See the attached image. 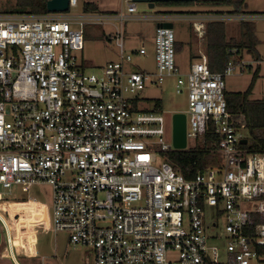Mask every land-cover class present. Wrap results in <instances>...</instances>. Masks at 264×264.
Returning a JSON list of instances; mask_svg holds the SVG:
<instances>
[{
  "label": "built area",
  "instance_id": "1",
  "mask_svg": "<svg viewBox=\"0 0 264 264\" xmlns=\"http://www.w3.org/2000/svg\"><path fill=\"white\" fill-rule=\"evenodd\" d=\"M137 4L120 0L113 15L0 13V202L13 186H49L53 232H67L72 248L88 250L91 264H264V154L244 148L243 116L228 111L224 96L225 79L258 62L231 49L223 71L213 73L199 51L183 73L173 27L161 26L189 21L203 42L208 23H253L264 14L151 16L138 14ZM76 6L69 0L68 9ZM152 19L160 23L155 70L130 72L127 64L147 50L126 52L122 25ZM115 21L118 60L86 72L77 56L84 27ZM168 77L176 79V94L186 90V140L217 137L218 161L190 180L165 157L176 149L164 143L160 107L139 109L137 94ZM220 219L223 231L209 236ZM0 225L11 251L1 215Z\"/></svg>",
  "mask_w": 264,
  "mask_h": 264
},
{
  "label": "rangeland",
  "instance_id": "2",
  "mask_svg": "<svg viewBox=\"0 0 264 264\" xmlns=\"http://www.w3.org/2000/svg\"><path fill=\"white\" fill-rule=\"evenodd\" d=\"M93 2L96 6V12L100 14L118 13L120 10V0H77V6L70 8L65 14L71 16H80L84 11V4ZM17 0H0V13H7L21 8L17 6ZM138 14H147L151 16H166L180 15L190 12H209L218 15H226L231 11L232 7H206L197 4H182V5H166L155 3L153 8H148L146 3L137 4ZM241 12L248 13H264V0H245ZM64 13L51 14L61 16ZM160 24L156 20H137L127 21L122 25V34L124 48L126 52L137 50L141 45L145 47L148 53L145 56L134 57L130 64H127V70L130 72L143 71L152 73L155 70L153 56V36L156 25ZM175 39L181 42V54L176 56V62L183 73L189 70V64L196 61L195 56L199 51L205 54V40L199 42L191 31L189 21H174L171 22ZM234 27L238 25L231 23ZM230 24V25H231ZM255 32L257 33L256 54L259 56L260 65H253L251 68L245 69L242 73L236 72L232 76L225 79V91L227 92H244L252 77L253 71L258 66L259 77L256 80L251 95L250 101L264 100V20H255L253 22ZM231 25V26H232ZM116 29H120L118 22L106 23L104 25H86L84 27V46L82 52L78 53V59L89 60L91 63L83 65L86 72L98 73L99 68L105 66L109 62L118 60V49L115 42ZM91 56L92 59H88ZM243 59L246 61L253 60L256 55L243 53ZM84 64V63H83ZM176 79L168 77L162 83L157 85H147L144 90L137 94L140 102L139 109L153 110L157 106L161 109V114L164 117L165 135L164 143L173 146V126L172 117L175 114H183L186 117V129H188L187 112V94L183 89L181 94H176L175 89ZM200 138L192 140L187 138L184 151L192 150L195 147L201 146ZM51 188L45 184L31 186H13L12 195L0 202V214L8 223L12 242L16 248L22 252H29L33 246L38 244H46L49 239L58 236L66 240L67 250L72 253H79L80 256L86 250L83 247L75 249L68 242L67 232L54 233L51 226ZM17 212L18 217L14 218L13 213ZM204 218L206 222L211 223L213 220L212 211L209 208L205 209ZM223 220H219L216 228H209L207 234L211 236L214 233L223 231ZM0 242L5 241V235L2 232L0 225ZM211 244L218 245L224 248L223 241L209 240ZM219 263L225 262V253H221L218 258Z\"/></svg>",
  "mask_w": 264,
  "mask_h": 264
},
{
  "label": "trees",
  "instance_id": "3",
  "mask_svg": "<svg viewBox=\"0 0 264 264\" xmlns=\"http://www.w3.org/2000/svg\"><path fill=\"white\" fill-rule=\"evenodd\" d=\"M49 0H17V8L12 12L30 15H48L46 3ZM245 0H197L195 3H164L166 5L197 4L206 7H232L233 11H240ZM85 12H96V6L92 3L84 4ZM264 14V13H261ZM240 37L238 40L228 39L226 23L212 22L207 24L205 38V54L208 60V67L213 73H221L225 63L230 57L229 51L237 49L248 54L256 55L254 60L259 62L256 54L258 41L255 37L253 23H241L238 25ZM179 44L176 43V52ZM86 65V64H83ZM259 77L258 66L252 73L251 81L244 92H224L227 109L231 114L243 116L241 125L248 134L247 144L244 148L264 154V100L250 101L249 97L254 84ZM217 137L208 133L204 136L201 146L192 150H175L166 154V159L185 179H192L198 172L203 171L209 165L218 161L217 155L212 151L213 142Z\"/></svg>",
  "mask_w": 264,
  "mask_h": 264
},
{
  "label": "crops",
  "instance_id": "4",
  "mask_svg": "<svg viewBox=\"0 0 264 264\" xmlns=\"http://www.w3.org/2000/svg\"><path fill=\"white\" fill-rule=\"evenodd\" d=\"M90 3L94 4L93 2H90ZM224 7H228V6H224ZM242 8L243 6L240 8V10ZM164 24H170V23H164ZM230 24L231 23H226V27H227L226 37L228 39L230 38L232 40H238V38L240 37V31L238 30L239 26L234 27L232 24H231L232 26ZM236 24L239 25L238 23ZM158 25H156V27ZM255 37L257 39L256 32H255ZM177 44H179L177 47V55H179L181 54L180 52L182 51L183 47H182L181 42H177ZM244 52L245 51L240 52V55L242 56ZM88 59H92V57L88 56ZM195 59H196V56H195ZM82 61L86 65L91 63L89 60H84V58H82ZM260 63H261V60H259L257 65L259 66ZM14 213H13V217H14ZM4 221L6 223L8 232L10 234L8 223L6 222L5 219ZM10 238H11V251L7 249L5 241L1 243L0 264H91L90 253L88 252V250H85L82 256H80L79 253H72L69 250H67L68 248H67L66 240L61 239L58 236L53 237L52 240L49 239L46 242V244H38V246H33L29 252H22L19 248H16L15 244H13L12 242L11 234H10Z\"/></svg>",
  "mask_w": 264,
  "mask_h": 264
},
{
  "label": "water",
  "instance_id": "5",
  "mask_svg": "<svg viewBox=\"0 0 264 264\" xmlns=\"http://www.w3.org/2000/svg\"><path fill=\"white\" fill-rule=\"evenodd\" d=\"M138 3H146L148 8H153L155 3H195L197 0H134ZM69 0H49L46 3V10L49 14H61L68 10ZM161 26L171 28L170 24H162ZM173 126V146L176 150H182L186 142V117L183 114H175L172 117ZM242 145L246 144V140L241 141Z\"/></svg>",
  "mask_w": 264,
  "mask_h": 264
}]
</instances>
